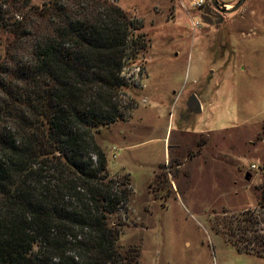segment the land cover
Returning a JSON list of instances; mask_svg holds the SVG:
<instances>
[{
	"label": "trees",
	"instance_id": "trees-1",
	"mask_svg": "<svg viewBox=\"0 0 264 264\" xmlns=\"http://www.w3.org/2000/svg\"><path fill=\"white\" fill-rule=\"evenodd\" d=\"M70 1L0 0V264H141L112 220L129 181L110 174L99 137L137 107L124 69L146 36L117 0ZM260 170L256 207L226 231L264 258Z\"/></svg>",
	"mask_w": 264,
	"mask_h": 264
},
{
	"label": "rangeland",
	"instance_id": "rangeland-1",
	"mask_svg": "<svg viewBox=\"0 0 264 264\" xmlns=\"http://www.w3.org/2000/svg\"><path fill=\"white\" fill-rule=\"evenodd\" d=\"M196 1L117 0L147 43L124 69L136 109L99 137L110 174L126 177L131 192L126 214L112 220L125 224L121 244L138 246L141 264H264L239 253L226 231L256 207L261 182L264 0L233 13ZM238 1L216 0L228 9ZM192 94L200 113L187 108Z\"/></svg>",
	"mask_w": 264,
	"mask_h": 264
},
{
	"label": "water",
	"instance_id": "water-1",
	"mask_svg": "<svg viewBox=\"0 0 264 264\" xmlns=\"http://www.w3.org/2000/svg\"><path fill=\"white\" fill-rule=\"evenodd\" d=\"M246 2V0H239L236 4L232 5L230 9L226 8L224 5L221 7L216 0H212V5L221 13H233L237 11L242 5ZM187 108L191 110L193 113H200L202 111V105L200 100L198 99L196 94H192L189 99L187 100ZM245 179L250 181L252 179V174L247 172L245 174Z\"/></svg>",
	"mask_w": 264,
	"mask_h": 264
},
{
	"label": "built area",
	"instance_id": "built-area-1",
	"mask_svg": "<svg viewBox=\"0 0 264 264\" xmlns=\"http://www.w3.org/2000/svg\"><path fill=\"white\" fill-rule=\"evenodd\" d=\"M204 3H205L204 0H197L193 5H195L196 8H199V7H201ZM192 25H193L194 27H198V26H199V23H198V22H193ZM251 168H252V169H255L256 166H255V165H252Z\"/></svg>",
	"mask_w": 264,
	"mask_h": 264
}]
</instances>
